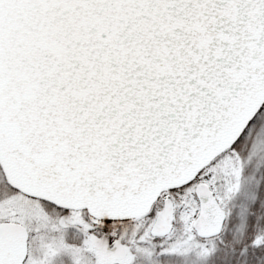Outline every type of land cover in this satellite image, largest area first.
I'll return each mask as SVG.
<instances>
[{
  "label": "snow or ice",
  "instance_id": "1",
  "mask_svg": "<svg viewBox=\"0 0 264 264\" xmlns=\"http://www.w3.org/2000/svg\"><path fill=\"white\" fill-rule=\"evenodd\" d=\"M0 264H264V0H0Z\"/></svg>",
  "mask_w": 264,
  "mask_h": 264
}]
</instances>
